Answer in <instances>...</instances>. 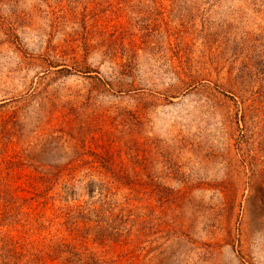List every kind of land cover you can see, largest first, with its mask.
Wrapping results in <instances>:
<instances>
[{
	"label": "rangeland",
	"instance_id": "1",
	"mask_svg": "<svg viewBox=\"0 0 264 264\" xmlns=\"http://www.w3.org/2000/svg\"><path fill=\"white\" fill-rule=\"evenodd\" d=\"M0 264H264V0H0Z\"/></svg>",
	"mask_w": 264,
	"mask_h": 264
}]
</instances>
